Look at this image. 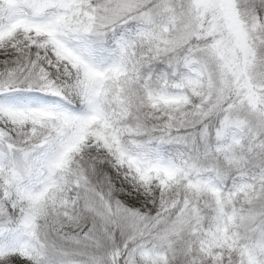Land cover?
Instances as JSON below:
<instances>
[{
  "label": "snow or ice",
  "instance_id": "snow-or-ice-1",
  "mask_svg": "<svg viewBox=\"0 0 264 264\" xmlns=\"http://www.w3.org/2000/svg\"><path fill=\"white\" fill-rule=\"evenodd\" d=\"M0 264H264V0H0Z\"/></svg>",
  "mask_w": 264,
  "mask_h": 264
}]
</instances>
